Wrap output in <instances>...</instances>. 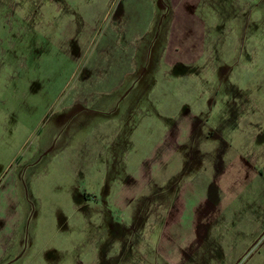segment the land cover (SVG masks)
<instances>
[{
    "label": "rangeland",
    "instance_id": "rangeland-1",
    "mask_svg": "<svg viewBox=\"0 0 264 264\" xmlns=\"http://www.w3.org/2000/svg\"><path fill=\"white\" fill-rule=\"evenodd\" d=\"M0 264H264V0H0Z\"/></svg>",
    "mask_w": 264,
    "mask_h": 264
},
{
    "label": "crops",
    "instance_id": "crops-1",
    "mask_svg": "<svg viewBox=\"0 0 264 264\" xmlns=\"http://www.w3.org/2000/svg\"><path fill=\"white\" fill-rule=\"evenodd\" d=\"M233 164H237V163L233 162ZM233 164L230 163V165H233Z\"/></svg>",
    "mask_w": 264,
    "mask_h": 264
}]
</instances>
